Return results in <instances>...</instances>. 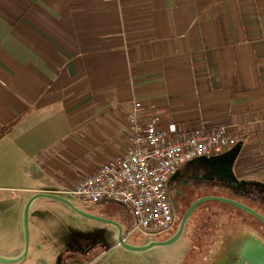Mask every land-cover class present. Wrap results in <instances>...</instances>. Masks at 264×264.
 <instances>
[{
	"label": "crops",
	"instance_id": "obj_1",
	"mask_svg": "<svg viewBox=\"0 0 264 264\" xmlns=\"http://www.w3.org/2000/svg\"><path fill=\"white\" fill-rule=\"evenodd\" d=\"M138 100L141 123L160 128L236 122L248 151L247 129L264 130V0H0V144L17 210L124 154ZM255 149L251 171L264 173Z\"/></svg>",
	"mask_w": 264,
	"mask_h": 264
},
{
	"label": "rangeland",
	"instance_id": "obj_2",
	"mask_svg": "<svg viewBox=\"0 0 264 264\" xmlns=\"http://www.w3.org/2000/svg\"><path fill=\"white\" fill-rule=\"evenodd\" d=\"M254 129L253 127L247 129L248 151L243 153V160L239 163V169L242 172H246L248 166L251 167L257 160L253 156V154L258 155L255 153V148L262 146L264 149V130L261 129L258 132ZM241 137L239 138L241 139ZM12 155L13 151L9 147V142L3 141L0 144V200H10L6 202L10 214L1 210L0 201V255L9 258H15L9 255L21 245L23 246V217L26 205L22 211L21 208L17 210L14 207L20 191L12 188L14 187L12 183L18 181L19 175L14 171L16 167L11 164ZM262 157L264 158L263 155ZM19 170L22 180L25 169L20 166ZM1 186L7 188L3 189ZM70 200L76 207L87 213L102 218H113L121 222L123 235L126 237L127 243L132 245L141 246L151 241L165 240L173 233L171 230L165 234L153 236L140 231L129 234V222L132 220V216L128 206L108 200L87 201L76 196H70ZM205 207L208 209L219 208L216 203H208L203 206V208ZM243 215L248 216V220H251L254 227L264 230V226L256 218L245 213ZM223 216L227 217L225 213ZM113 228V225L87 217L61 201L42 197L31 204L29 208L27 253L20 259L12 262H0V264H61V256L69 247L82 246L83 242L100 241V239L104 240L102 252L94 259L87 258L81 259V261L88 263L93 261L92 264H177V258L174 255L182 245L181 240L169 246H155L143 251L132 250L118 244L117 238H113L112 235L103 236L104 231L113 230Z\"/></svg>",
	"mask_w": 264,
	"mask_h": 264
},
{
	"label": "built area",
	"instance_id": "obj_3",
	"mask_svg": "<svg viewBox=\"0 0 264 264\" xmlns=\"http://www.w3.org/2000/svg\"><path fill=\"white\" fill-rule=\"evenodd\" d=\"M154 107V105H149ZM147 110L135 102L128 114L132 132L129 149L102 163L79 178L74 185L58 192L87 201H116L130 208V233L140 231L153 236L165 234L175 226V213L168 196L170 177L184 164L199 156L220 154L239 141V124L229 122L211 128H186L176 124L160 128L156 120L141 123L138 114ZM69 264H92L73 260Z\"/></svg>",
	"mask_w": 264,
	"mask_h": 264
},
{
	"label": "flooded vegetation",
	"instance_id": "obj_4",
	"mask_svg": "<svg viewBox=\"0 0 264 264\" xmlns=\"http://www.w3.org/2000/svg\"><path fill=\"white\" fill-rule=\"evenodd\" d=\"M243 154L237 157L233 169L238 179H253L264 182L263 172L251 171L248 166L246 172L239 169ZM227 159L219 166L213 162L197 161L191 165H182L168 181V196L175 213V226L179 227L183 214L197 199L204 196H225L244 202L264 214V185L251 184L246 189L232 188L224 178ZM219 170V171H218ZM208 203L222 206V202L207 200L198 205L189 216L181 240V247L176 250L174 257L177 264H256L244 260L242 249L246 243L259 239L264 243V230L254 227L244 210L233 207L239 212V218L224 217L225 211L203 208ZM203 208V209H201ZM204 210V211H202ZM202 212V213H201ZM113 219V218H110ZM236 221L238 227L230 229L227 226ZM174 226V227H175ZM255 235V238H254ZM103 236H109L108 231ZM171 237V236H170ZM90 240V239H89ZM178 241V242H179ZM104 240L82 244V246L69 247L62 254L61 264H69L73 260L94 259L102 251ZM25 241L23 242V248ZM93 263V261H92Z\"/></svg>",
	"mask_w": 264,
	"mask_h": 264
},
{
	"label": "water",
	"instance_id": "obj_5",
	"mask_svg": "<svg viewBox=\"0 0 264 264\" xmlns=\"http://www.w3.org/2000/svg\"><path fill=\"white\" fill-rule=\"evenodd\" d=\"M244 147V141L243 140H239L234 146H232L231 148H229L228 150L217 154V155H213V156H199L196 157L192 160H190L189 162H187L184 165H191L194 162L197 161H204V162H213L214 166H219L221 164V162L225 159H227V166L225 167L224 170V178L221 179H225L226 181H228L230 183V185L232 186V188H238L239 189H246V187H248L251 184H261L264 185V182L262 181H258V180H253V179H238L233 166L234 163L237 159V157L241 154L242 150ZM219 171V170H218ZM38 197H49V198H53L56 199L58 201H61L65 204H67L68 206H70L71 208H73L74 210H76L77 212L90 217V218H94V219H98L104 222H107L109 224L114 225L118 232H117V240H118V244H121L122 246H125L129 249L132 250H148L150 248H153L155 246H169L171 244L176 243L182 236L184 229H185V225L186 222L189 218V216L192 214V212L195 210V208L200 205L201 203L207 201V200H216V201H220V202H224L227 204H230L232 206H235L237 208H240L242 210H244L245 212L251 214L252 216L256 217L258 220H260L263 224H264V214L261 213L260 211H258L257 209L253 208L252 206L238 201L236 199L233 198H229V197H225V196H204L201 197L199 199H197L196 201H194L189 208L186 210V212L183 214V217L180 221L179 227L177 229V231L169 238L165 239V240H161V241H151L148 244L145 245H132L127 243L125 236L123 235V227L122 224L114 219H110V218H102L90 213H87L83 210H81L80 208L76 207L73 202L63 196L60 195L58 193L55 192H38L36 194H34L26 203L25 205V209H24V217H23V227H24V241H25V246L23 249V252L19 255L16 256L15 258H9V257H4L0 255V262H12L15 261L17 259L22 258L26 253H27V247H28V242H29V229H28V217H29V208L30 205L32 204V202L38 198ZM255 238V235H254ZM242 257L244 260H248L252 263V261L254 260L256 262V264H264V243L259 240V239H254L252 242L250 243H246L243 246L242 249Z\"/></svg>",
	"mask_w": 264,
	"mask_h": 264
},
{
	"label": "trees",
	"instance_id": "obj_6",
	"mask_svg": "<svg viewBox=\"0 0 264 264\" xmlns=\"http://www.w3.org/2000/svg\"><path fill=\"white\" fill-rule=\"evenodd\" d=\"M222 204H223V203H222ZM229 206L232 207V205H229ZM233 207H234V206H233ZM244 213H245L246 215H249V216L253 217V218H256V217L252 216L251 214H249V213H247V212H245V211H244ZM256 219H257V218H256ZM257 221H258L260 224H262V225L264 226V224H263L260 220L257 219ZM131 226H132V222L130 223V227H131ZM177 229H178V226H176V227H174V228L172 229L173 233L171 234V236L177 231Z\"/></svg>",
	"mask_w": 264,
	"mask_h": 264
}]
</instances>
